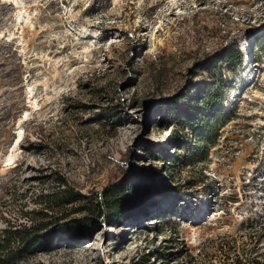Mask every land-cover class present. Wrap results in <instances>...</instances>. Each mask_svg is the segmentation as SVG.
Instances as JSON below:
<instances>
[{
  "label": "rangeland",
  "instance_id": "rangeland-1",
  "mask_svg": "<svg viewBox=\"0 0 264 264\" xmlns=\"http://www.w3.org/2000/svg\"><path fill=\"white\" fill-rule=\"evenodd\" d=\"M235 46L236 71L213 61ZM130 148L160 181L142 212L75 236L60 226L19 264L264 252V0H0V229L43 194L97 198Z\"/></svg>",
  "mask_w": 264,
  "mask_h": 264
},
{
  "label": "trees",
  "instance_id": "trees-1",
  "mask_svg": "<svg viewBox=\"0 0 264 264\" xmlns=\"http://www.w3.org/2000/svg\"><path fill=\"white\" fill-rule=\"evenodd\" d=\"M213 61L228 65L231 71H236L242 63V55L235 46L228 52L223 51L217 54V59ZM213 61L202 69L212 70L215 67ZM216 85L209 86L208 93L195 99L199 101L201 109L208 110V106L213 105L219 98V95L214 92L217 91ZM133 155L134 149L130 148L120 160L113 173L114 177L108 183L104 193L95 199H90L72 188H64L40 196L37 200L41 204L39 208L22 210L21 218L27 222L5 218L6 226L0 229V264H19L30 255L45 250L52 243L60 226H63L65 233L75 236L85 232L89 225L100 219L121 223L142 212L145 194L143 192L153 190L152 187L158 186L160 181L156 178L158 172L130 162ZM59 179L61 183H66L63 178ZM125 180L128 182L121 187V182ZM161 187L166 186L161 185ZM69 205H76L70 209H74L73 212L83 213L85 216L68 220L71 215ZM235 264H264V252L253 257L247 255L238 257Z\"/></svg>",
  "mask_w": 264,
  "mask_h": 264
}]
</instances>
